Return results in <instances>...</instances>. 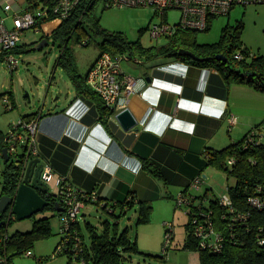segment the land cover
I'll return each instance as SVG.
<instances>
[{
  "label": "crops",
  "instance_id": "obj_1",
  "mask_svg": "<svg viewBox=\"0 0 264 264\" xmlns=\"http://www.w3.org/2000/svg\"><path fill=\"white\" fill-rule=\"evenodd\" d=\"M10 4L9 13L0 6V18L7 23L13 14L28 10L29 0H10ZM46 25L43 32L48 34L60 23L48 32ZM141 61H130L127 70L122 64L125 75L148 83L142 95L131 96L128 106L139 125L125 131L116 116L107 118L97 102L80 96L72 84L66 95L61 91L54 103L39 111L43 114L38 133L41 161L78 188L96 191L100 203L122 202L132 193L139 202L151 203L155 212L162 206L158 207L159 200H175L176 190L191 191L198 178L202 179L199 191L207 188L192 197L220 198L212 183L220 170L208 164L207 151L223 150L258 126L262 133L264 93L249 85L229 84L215 68L166 58ZM143 159L159 167L164 179L144 169ZM90 205L97 204L85 209ZM164 235L163 230L156 235V255L163 254ZM173 240L165 264H202L199 252L183 249L186 241Z\"/></svg>",
  "mask_w": 264,
  "mask_h": 264
},
{
  "label": "trees",
  "instance_id": "obj_2",
  "mask_svg": "<svg viewBox=\"0 0 264 264\" xmlns=\"http://www.w3.org/2000/svg\"><path fill=\"white\" fill-rule=\"evenodd\" d=\"M53 4V0H29L28 10L36 13L41 9L51 8ZM94 11L95 7L87 9L86 2H83L69 19L63 21L53 30L51 36L45 35L43 39L54 40L61 50L56 66L66 70L79 95L97 102L101 110L104 113L107 112V118L113 116L114 112L107 108L103 100L88 86L89 72L84 76L79 73L69 45L76 31L84 28L86 24L95 34L102 36L101 54L110 52L114 55H128L132 60L137 58L148 61L160 58L176 59L197 67L215 68L229 84L249 85L264 93V56L256 57L247 49H242V35L245 27L243 22L225 27L221 40L214 44H198L197 32L193 31L179 32L165 46L144 48L139 42L132 43L129 41L121 32H111L104 29ZM55 20L56 17L51 16L49 19H44L40 24H47ZM79 42L81 46L85 47L91 44L89 39L82 40V35H79ZM181 50L193 52L200 60L180 55ZM17 52L18 49L15 53ZM239 52L244 55V59L237 60L235 58ZM218 56H224L228 60L221 61ZM10 95L11 99L14 100L13 95ZM14 104L12 109L15 108ZM32 116L33 114L23 116V118L27 119ZM260 127L253 128L241 141L233 143L223 150L207 151L208 164L225 172L229 178L235 179V184L228 187V196L232 201L234 211L224 207L221 204V199L217 197L211 198L206 205L205 198L198 201L197 197H194L191 200L188 207V216L190 217L187 224L188 237L183 249L199 252L202 264H264V142L258 139L262 136L259 132ZM253 133V137L257 139L251 142L250 136ZM0 147V158H3L1 153L6 145L4 134L1 131ZM230 159L235 160L232 166L228 164ZM142 163L144 169L151 175L164 179L163 172L153 162L143 159ZM5 165L0 197L9 196L15 199L21 183L22 167L10 161H5ZM189 189L188 187L183 193L188 194ZM37 190L49 202L43 212H49L52 215L35 220L34 228L30 232H17L13 236H9L8 228L16 220L12 204L0 216V221L5 223L0 230V260L2 264H12L14 256L31 251L37 241L51 237L53 218L58 217L61 223L63 211L58 212L56 209L57 205L59 208H63L61 198L46 185L39 186ZM253 199H259L261 207L255 206L252 202ZM95 204L99 205L98 202ZM137 206L138 208H136ZM102 210L112 216L115 221L114 223L106 221L102 232L87 222V229L91 237L90 245L85 241L80 221L72 223L68 231H65L61 224L64 232H61L62 239L56 254L67 255L70 260L69 264H73L74 260L78 264H127L131 260L132 254H142L160 260L163 264L166 263V251L169 250L166 248V243H164L163 254L143 253L139 249L138 241L133 242L132 240V228L126 227L122 231L120 227L121 219L134 210L138 214L137 225L148 224L154 212L151 203L139 202L136 196L131 193L122 202H107ZM201 211L211 213L216 231L224 239V247L220 252L200 247V241L194 234L193 217ZM11 247L14 249L12 255L9 254Z\"/></svg>",
  "mask_w": 264,
  "mask_h": 264
},
{
  "label": "rangeland",
  "instance_id": "obj_3",
  "mask_svg": "<svg viewBox=\"0 0 264 264\" xmlns=\"http://www.w3.org/2000/svg\"><path fill=\"white\" fill-rule=\"evenodd\" d=\"M94 14L100 19L101 26L111 32L123 33L132 43L139 42L144 48L161 47L169 43L168 38L155 39L152 37V29L155 25L161 24L163 19L155 14L151 7H127V8H109L104 9V2L101 0L95 7ZM180 12L171 10L168 15L169 23L173 24L179 21ZM238 22L244 23L242 35V49H247L252 55L264 56V4L237 6L233 9L230 16H221L211 22L210 30L197 32V42L200 45L214 44L221 40L225 27L234 26ZM8 26L13 27V20L8 21ZM56 23H48L45 31L52 30ZM47 34V33H46ZM45 32L38 29H30L23 33L22 41L16 53L20 65L18 69L12 71L8 65L0 61V131L5 135L10 131L12 125L17 124L24 115L39 112L55 102L60 96L61 91L66 95L72 87V80L63 67L56 66L57 60L61 55L60 48L53 39L48 41V45L40 49ZM79 35L82 40H91L87 47L81 46ZM102 36L95 34L86 24L73 35L69 42L73 53L75 64L81 75H86L92 65L97 61L101 54ZM148 61V60H147ZM123 67L127 70L130 67V61L125 60ZM13 95L14 100L11 99ZM11 99L7 103L8 99ZM15 103V104H14ZM13 104L15 108L12 109ZM261 139L264 142V129ZM1 151V147H0ZM5 160L0 158V194L2 192L3 170ZM219 175L214 177L212 183H216L214 191L220 198L227 193L229 184L235 182L234 178L220 171ZM198 188H192L189 191L190 196H197L206 191ZM178 189V188H177ZM54 191L53 188H51ZM171 190H176L172 187ZM175 200L162 199L158 201V207L151 216L148 224L137 225L138 215L132 211L128 216L120 221V227L123 231L126 227H131V237L133 242L138 241L139 249L143 253L151 251L155 253L158 250L156 235L162 230L165 231L164 242H166L167 229L173 226V233L177 238L174 241H187V224L190 217L187 214V205L178 206V197L182 194L181 190H176ZM227 191V192H226ZM208 203L209 200L205 199ZM205 203V204H206ZM156 208V206H155ZM86 215L82 216L81 225L85 235V241L91 244V237L87 229V222L91 223L100 232L104 229V223L115 219L98 205H90L84 209ZM52 213L43 211L36 214L35 218L25 220H15L8 228L9 236L17 232L27 233L33 230L34 221L44 217L51 216ZM53 234L47 239L37 241L31 250L34 255L27 256V252L13 257L12 264H69V257L65 254H56V250L62 239V228L58 217L52 219ZM177 229V230H176ZM177 232V233H176ZM175 243V242H174ZM163 247V246H162ZM161 247V248H162ZM148 250V251H145ZM14 249L9 248V254L12 255ZM155 253L154 255H156ZM0 264L1 260H0ZM73 264H78L74 260ZM127 264H163L160 260L144 256L142 254H132L131 260Z\"/></svg>",
  "mask_w": 264,
  "mask_h": 264
},
{
  "label": "built area",
  "instance_id": "obj_4",
  "mask_svg": "<svg viewBox=\"0 0 264 264\" xmlns=\"http://www.w3.org/2000/svg\"><path fill=\"white\" fill-rule=\"evenodd\" d=\"M101 0H53L51 8L39 10L36 13L29 10L22 13L13 14V27H9L6 18H0V61L8 65L14 71L18 69L20 61L15 53L22 41L23 33L30 29L43 31L45 24H40L44 19L51 16L56 17L60 24L69 19L73 12L86 2L87 9L96 7ZM104 8H127V7H151L155 14L163 19L161 24L155 25L152 29V37L155 39L174 38L179 32H203L211 27L213 19L221 16H230L237 6L263 5L264 0H102ZM0 6L5 13L12 9L10 0H0ZM171 10L180 12L179 21L169 23L168 15ZM52 31L48 36H51ZM237 60L244 59V55L239 52L235 55ZM125 60L133 61L128 55H114L105 52L97 59L88 74V86L103 100L104 105L114 112V116L128 108L132 95H142L147 86L144 78L136 79L124 74L122 64ZM136 63L142 61L138 58ZM10 98L7 100L9 103ZM43 114L36 112L30 118H23L10 131L4 135V142L8 149L10 162L22 167L21 183H24L27 170L32 161L40 159L38 133L40 121ZM254 133L250 136V141H255ZM262 141L261 138H258ZM4 158L3 152L1 153ZM41 160V159H40ZM40 173L41 182L47 187L53 188V193L61 198L63 214L61 224L65 231L70 229L72 223L78 222L82 218L86 205L98 202L101 207L106 203H100L99 195L96 191H84L75 186L63 175L57 174L53 167L47 162H43ZM235 160L228 161L229 166L234 165ZM202 179H196L192 188H200ZM194 197L189 194H180L178 206L191 204ZM221 204L234 211L232 201L228 194L220 198ZM255 206L261 207L259 199H253ZM15 216V215H14ZM16 219V216H15ZM194 234L200 241V247L212 251H222L224 245L223 237L216 231L211 213L201 211L193 217ZM64 230H62L64 232ZM174 238L173 226L168 227L166 237V248H170ZM168 251V250H167ZM166 251V253H167ZM32 251L27 252V256H33Z\"/></svg>",
  "mask_w": 264,
  "mask_h": 264
},
{
  "label": "water",
  "instance_id": "obj_5",
  "mask_svg": "<svg viewBox=\"0 0 264 264\" xmlns=\"http://www.w3.org/2000/svg\"><path fill=\"white\" fill-rule=\"evenodd\" d=\"M47 45L48 40L45 39L39 48L42 49ZM180 55L189 56L196 60H200V58L197 57L196 54L188 50H181ZM218 59L221 61L228 60L224 56H218ZM116 119L125 131H131L139 125V121L129 108L119 113L116 116ZM3 154L4 160L6 162H9L10 156L8 154L7 148L3 150ZM43 164L44 163L40 159H36L30 163L24 183L20 185L15 199L9 196L0 197V216L5 213L7 209L13 204L12 210L13 214L16 216V219L25 220L28 218H32L36 214L44 211V209L49 205V202L46 201L37 190L39 186H44V184L40 180V173ZM56 209L58 212H62L64 210L63 208H59V205L56 206ZM4 225L5 223L3 221H0V230Z\"/></svg>",
  "mask_w": 264,
  "mask_h": 264
}]
</instances>
